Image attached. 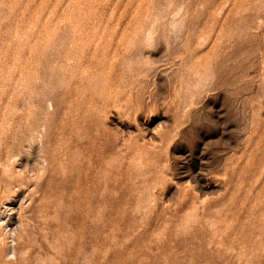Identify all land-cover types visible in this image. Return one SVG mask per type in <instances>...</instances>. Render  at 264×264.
<instances>
[{
    "label": "rangeland",
    "instance_id": "obj_1",
    "mask_svg": "<svg viewBox=\"0 0 264 264\" xmlns=\"http://www.w3.org/2000/svg\"><path fill=\"white\" fill-rule=\"evenodd\" d=\"M0 264H264V0H0Z\"/></svg>",
    "mask_w": 264,
    "mask_h": 264
}]
</instances>
